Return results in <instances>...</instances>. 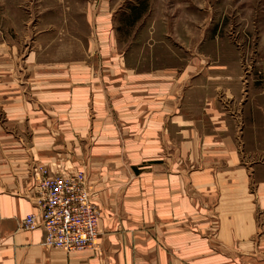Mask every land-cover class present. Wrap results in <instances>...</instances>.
<instances>
[{"label":"crops","instance_id":"0c3cea01","mask_svg":"<svg viewBox=\"0 0 264 264\" xmlns=\"http://www.w3.org/2000/svg\"><path fill=\"white\" fill-rule=\"evenodd\" d=\"M16 51L0 41V264H264V112L226 113L241 93L227 65L142 71L103 48L53 77L30 55L27 84ZM60 153L96 193V250L23 230L37 212L30 167Z\"/></svg>","mask_w":264,"mask_h":264},{"label":"rangeland","instance_id":"374dc122","mask_svg":"<svg viewBox=\"0 0 264 264\" xmlns=\"http://www.w3.org/2000/svg\"><path fill=\"white\" fill-rule=\"evenodd\" d=\"M0 41L16 47L13 76L27 84L37 75L22 67L30 55L45 66L39 75L52 77L69 74L74 62L102 57L103 48L106 57L119 55L142 71L191 65L204 56L208 65H227L240 84L235 108L223 100L227 114L246 107L259 119L257 112H264V0H0ZM67 155L51 166L34 162L31 177L36 165L75 173L63 168ZM78 170L88 178L87 169Z\"/></svg>","mask_w":264,"mask_h":264},{"label":"built area","instance_id":"2783aa9c","mask_svg":"<svg viewBox=\"0 0 264 264\" xmlns=\"http://www.w3.org/2000/svg\"><path fill=\"white\" fill-rule=\"evenodd\" d=\"M31 170L37 212L25 218L23 230H44L46 248L67 253L96 250L100 213L85 171L52 172L44 165Z\"/></svg>","mask_w":264,"mask_h":264}]
</instances>
